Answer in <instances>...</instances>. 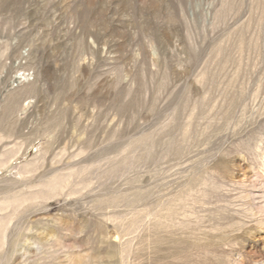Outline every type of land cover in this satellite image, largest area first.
Listing matches in <instances>:
<instances>
[{
	"label": "rangeland",
	"instance_id": "rangeland-1",
	"mask_svg": "<svg viewBox=\"0 0 264 264\" xmlns=\"http://www.w3.org/2000/svg\"><path fill=\"white\" fill-rule=\"evenodd\" d=\"M0 264H264V0H0Z\"/></svg>",
	"mask_w": 264,
	"mask_h": 264
},
{
	"label": "bare ground",
	"instance_id": "bare-ground-1",
	"mask_svg": "<svg viewBox=\"0 0 264 264\" xmlns=\"http://www.w3.org/2000/svg\"><path fill=\"white\" fill-rule=\"evenodd\" d=\"M20 79H21L20 82H23V81H25V80L28 79V78H27V76L24 74V75H21V76H20ZM31 84H32V83H31Z\"/></svg>",
	"mask_w": 264,
	"mask_h": 264
}]
</instances>
